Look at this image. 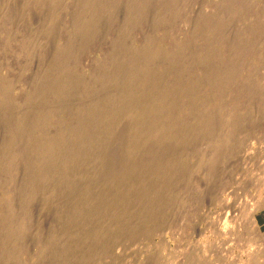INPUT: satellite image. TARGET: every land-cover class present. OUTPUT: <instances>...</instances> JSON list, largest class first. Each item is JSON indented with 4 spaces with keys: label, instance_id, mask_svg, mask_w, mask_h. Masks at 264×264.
<instances>
[{
    "label": "rangeland",
    "instance_id": "374dc122",
    "mask_svg": "<svg viewBox=\"0 0 264 264\" xmlns=\"http://www.w3.org/2000/svg\"><path fill=\"white\" fill-rule=\"evenodd\" d=\"M0 264H264V0H0Z\"/></svg>",
    "mask_w": 264,
    "mask_h": 264
}]
</instances>
